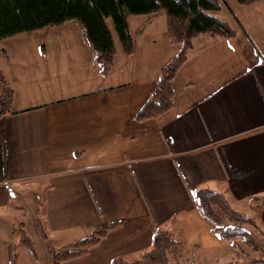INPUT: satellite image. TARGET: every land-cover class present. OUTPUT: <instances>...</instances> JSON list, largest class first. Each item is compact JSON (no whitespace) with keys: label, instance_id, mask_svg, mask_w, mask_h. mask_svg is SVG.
I'll return each instance as SVG.
<instances>
[{"label":"crops","instance_id":"0c3cea01","mask_svg":"<svg viewBox=\"0 0 264 264\" xmlns=\"http://www.w3.org/2000/svg\"><path fill=\"white\" fill-rule=\"evenodd\" d=\"M217 15L234 36L193 40L172 81L173 107L157 118L136 116L181 49L164 11L129 19L131 55L113 35L117 53L106 74L75 24L57 29L75 44L39 51L25 64L30 72L13 78L1 67L14 92L0 118L1 210L13 207L16 191L34 189L36 228L55 248L119 222L63 264L132 263L152 250L156 228L182 243L188 264L231 260V242L213 231L195 192H223L250 209L249 197L264 196V1L223 0ZM6 85L0 80V95ZM259 223L264 231V207Z\"/></svg>","mask_w":264,"mask_h":264},{"label":"trees","instance_id":"16d2710c","mask_svg":"<svg viewBox=\"0 0 264 264\" xmlns=\"http://www.w3.org/2000/svg\"><path fill=\"white\" fill-rule=\"evenodd\" d=\"M239 4H251L264 0H236ZM223 7V0H0V40L22 32L38 30L47 26L62 25L78 21L84 38L93 52L102 74L113 66L117 53L108 19H112L116 34L125 54L134 52V42L129 28L130 16H142L164 11L167 16L171 41L180 44L178 54L166 64L153 87L150 97L138 112V120L157 118L173 107L174 90L172 81L187 61L193 40L200 35L231 38L234 31L227 21L217 14ZM264 62V57H263ZM0 80L6 85L0 70ZM14 92L7 85L0 95V118L12 110ZM197 207L223 240L231 242V260L224 264H264V244L257 242L253 232L247 228H259V219L264 207V196L248 198L252 215L238 211L223 192L200 189L195 192ZM220 210L232 224L226 225L219 215ZM119 222L93 230L88 236L60 248H49L50 264H63L86 255L98 245ZM261 228V226H260ZM263 231V230H262ZM40 234L46 239L44 229ZM21 243L38 261L35 248L23 226L15 229ZM264 233V231H263ZM259 243V244H258ZM262 254L251 257V252ZM260 245V246H259ZM244 250V251H243ZM9 264H18L16 254ZM184 259L182 243L171 233L156 228L153 232L152 250L138 260L128 263L122 259L111 264H182ZM192 264H197L193 262Z\"/></svg>","mask_w":264,"mask_h":264},{"label":"rangeland","instance_id":"374dc122","mask_svg":"<svg viewBox=\"0 0 264 264\" xmlns=\"http://www.w3.org/2000/svg\"><path fill=\"white\" fill-rule=\"evenodd\" d=\"M227 1L230 4L232 1L234 3L237 2L236 0ZM224 10V15L230 12V9L228 7H225ZM131 17L136 16H130L129 19ZM68 22L64 23V25L62 24L47 26L34 31L22 32L0 40V69L1 67H3L4 69L6 68L10 77L18 78L24 72L22 68L25 67L27 69V66H25V64H34L35 59L33 57L36 56V54L39 53V51H42L44 48H49L50 50L55 51L56 47L58 46H64L65 44H75V41L73 39H63L62 36H60L59 30H57L60 28L73 29L74 25L72 24L78 26L79 32L81 34L80 38L82 40V44H86L87 46H89L84 38L83 31L78 21L72 20ZM108 24L112 31V34L116 38L117 44H119V38L116 34L113 20L108 19ZM132 27L136 28L137 26L135 24ZM178 46H180L181 48V45ZM28 68L29 69H27V71L30 72L32 67H29L28 65ZM22 190L23 189H21L20 191H16L18 197L12 199L13 207H8L3 210H1L0 208V264H5L7 263V261L12 260L14 257L13 255L15 254L18 264H50L48 249L55 248L58 244L53 239L43 240L36 228V216L33 210L34 202H37V197L35 194L36 191H34V189L25 191ZM17 195L14 194V196ZM21 201H25V203L27 204V207L25 206L24 209L18 208L20 205L23 206V203ZM234 206L245 215H252V210L248 208L246 204H234ZM23 213H27L26 217L23 216ZM218 213L225 220L226 225L232 224V222H230L229 219L220 210H218ZM22 222L26 224L25 230L29 235L31 242L33 243L36 254L38 256V262L33 259L30 250L21 243L20 236L15 233V229H18L20 227V223ZM10 223H12L14 226L13 230L9 227ZM257 224L260 223L258 222ZM247 228H249L253 232L257 239V242H259L260 244H264V233L262 231L263 229L260 228V226L257 229H254L251 226H247ZM6 239L7 241L5 243ZM260 247L264 248V245ZM242 248L246 251L251 252V257H258L262 254L261 252L253 253L250 248L244 247V245L242 246ZM228 259V256H224V261H222V263L227 262ZM182 264H188V262H186V260H183Z\"/></svg>","mask_w":264,"mask_h":264}]
</instances>
